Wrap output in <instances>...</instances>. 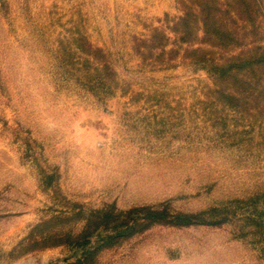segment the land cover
Listing matches in <instances>:
<instances>
[{"label": "rangeland", "instance_id": "374dc122", "mask_svg": "<svg viewBox=\"0 0 264 264\" xmlns=\"http://www.w3.org/2000/svg\"><path fill=\"white\" fill-rule=\"evenodd\" d=\"M248 2L0 0V264H264Z\"/></svg>", "mask_w": 264, "mask_h": 264}, {"label": "trees", "instance_id": "16d2710c", "mask_svg": "<svg viewBox=\"0 0 264 264\" xmlns=\"http://www.w3.org/2000/svg\"><path fill=\"white\" fill-rule=\"evenodd\" d=\"M241 4H242L244 10L247 11L248 14H252L254 12H257L252 8V4H251V2H248V0H240V5ZM250 21H253V20L251 19ZM203 24H204V27L206 28L205 30H207L208 19H205L203 21ZM214 26L216 28H220L221 25L219 23V25L216 24ZM217 31H218V36H219L220 32H219V30H217ZM258 54H260V58H257L254 61H251V63H252L251 67L252 68H256V67L264 68V49L262 52H259ZM253 57H256V55L254 54ZM130 213H132V218H134V219H137L142 214L141 209H134V211H131ZM160 214L161 213H159V215H158L157 213L154 212L153 215L148 216V219L151 220V222H154L156 220H164V221H167V222H170L173 224H177V225H190V224H193V222H194V219H192L193 217L190 215H178L176 217L171 218V217H167V216L161 217ZM126 230H127L126 234H130L135 230V226L134 227H133V225L127 226ZM74 264H84V263L81 260H79L77 263H74Z\"/></svg>", "mask_w": 264, "mask_h": 264}]
</instances>
